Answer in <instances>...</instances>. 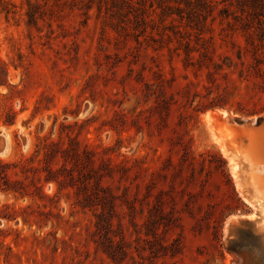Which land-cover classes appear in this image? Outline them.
I'll return each mask as SVG.
<instances>
[{
  "label": "rangeland",
  "instance_id": "obj_1",
  "mask_svg": "<svg viewBox=\"0 0 264 264\" xmlns=\"http://www.w3.org/2000/svg\"><path fill=\"white\" fill-rule=\"evenodd\" d=\"M210 5L0 0V264H264L207 121L264 118V49Z\"/></svg>",
  "mask_w": 264,
  "mask_h": 264
},
{
  "label": "bare ground",
  "instance_id": "obj_2",
  "mask_svg": "<svg viewBox=\"0 0 264 264\" xmlns=\"http://www.w3.org/2000/svg\"><path fill=\"white\" fill-rule=\"evenodd\" d=\"M220 114L207 116L212 139L229 160L237 191L256 210L260 228L264 230V123L260 126L255 121L238 124L226 112Z\"/></svg>",
  "mask_w": 264,
  "mask_h": 264
},
{
  "label": "trees",
  "instance_id": "obj_3",
  "mask_svg": "<svg viewBox=\"0 0 264 264\" xmlns=\"http://www.w3.org/2000/svg\"><path fill=\"white\" fill-rule=\"evenodd\" d=\"M197 1L202 5H209L213 7L214 2H219V0H159L161 8V22L163 26L171 24L174 27L177 26L174 24L176 20L174 15H178L180 18L182 12V4H185L187 7L192 6L193 2ZM222 2H227L229 7L225 9L231 11L234 14V18L242 22V31L246 36V41L250 44L256 51L264 49V0H222ZM235 4L238 6L240 13L237 10H233ZM190 10V9H189ZM191 11V10H190ZM236 14V15H235ZM149 16L139 17L136 20L137 29L141 33L146 34L147 26L149 22ZM143 25V26H142ZM181 32V31H178ZM258 41V43H256ZM260 61L256 58V66L254 69L258 74L260 71ZM9 124V122H6Z\"/></svg>",
  "mask_w": 264,
  "mask_h": 264
},
{
  "label": "water",
  "instance_id": "obj_4",
  "mask_svg": "<svg viewBox=\"0 0 264 264\" xmlns=\"http://www.w3.org/2000/svg\"><path fill=\"white\" fill-rule=\"evenodd\" d=\"M236 122V121H235ZM264 123V118L262 119V120H260L259 122L257 121V122H254V124L256 125V126H260V125H262ZM238 124H243V123H238ZM232 222V221H231ZM230 222V223H231Z\"/></svg>",
  "mask_w": 264,
  "mask_h": 264
}]
</instances>
